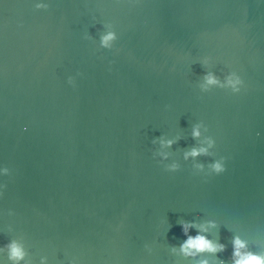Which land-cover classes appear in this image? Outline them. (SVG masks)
Returning a JSON list of instances; mask_svg holds the SVG:
<instances>
[{
	"label": "water",
	"instance_id": "obj_1",
	"mask_svg": "<svg viewBox=\"0 0 264 264\" xmlns=\"http://www.w3.org/2000/svg\"><path fill=\"white\" fill-rule=\"evenodd\" d=\"M50 4L0 0V162L13 169L3 178L0 243L24 236L34 260L48 254L52 264H66V252L80 264H189L170 249L185 239L180 221L215 218L229 244L220 257L236 231L264 250V4ZM105 20L120 33L112 50L99 48ZM204 55L219 75L239 69L245 90L201 92ZM78 70L73 87L67 77ZM201 120L228 157L219 175L184 159ZM162 135L179 137L166 149L176 172L154 155Z\"/></svg>",
	"mask_w": 264,
	"mask_h": 264
},
{
	"label": "clouds",
	"instance_id": "obj_2",
	"mask_svg": "<svg viewBox=\"0 0 264 264\" xmlns=\"http://www.w3.org/2000/svg\"><path fill=\"white\" fill-rule=\"evenodd\" d=\"M264 4V0H259ZM35 9L50 8V0H32ZM102 27L99 31V48L112 50L116 47L117 41L120 39V33L114 22L105 20L101 22ZM85 39H94L91 33H84ZM199 63L206 69L199 80V88L201 92L207 93L213 89H224L231 94H239L246 88V80L241 71L231 65L226 67L223 75H219L216 71V62L210 55L201 56ZM83 75L79 70L75 74L67 77V82L76 87L77 78ZM24 130L27 131L29 125L25 124ZM208 131V125L204 121L195 123L191 130V135L196 138L199 143L184 152V159L193 158L194 168L205 176L219 175L227 170L228 157L218 155L216 151L217 139L214 135H205ZM256 135H261L260 131ZM179 137H168L162 135L153 139V144H159V148L155 150L154 155L161 158L164 167L171 172H176L181 168L180 162L177 160L169 161L171 155L166 149L177 142ZM199 156H211L212 160L205 164L195 158ZM13 169L7 164L0 162V198L4 196L8 187L4 182L5 177H10ZM8 215H15L14 209H8ZM185 239L178 245H170L171 252L183 257L189 261V264H264V250H257L250 245L249 239L242 235L239 231L234 232L231 237V253L225 259L220 257L219 253L226 252L229 244L219 238L220 222L215 218H207L202 220H182L180 221ZM193 229H196L193 233ZM13 224L8 225V231H15ZM215 230V235H211ZM145 248L151 252L152 246L145 244ZM66 264H80L78 256L71 253L65 254ZM0 264H52L48 254L39 256L38 261L34 260L29 250L24 236H13L5 242L0 243Z\"/></svg>",
	"mask_w": 264,
	"mask_h": 264
}]
</instances>
